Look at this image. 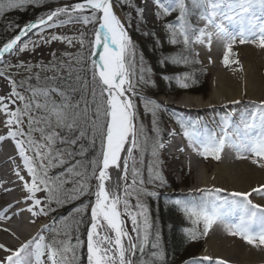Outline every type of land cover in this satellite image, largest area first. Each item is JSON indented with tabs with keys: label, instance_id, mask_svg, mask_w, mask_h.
<instances>
[{
	"label": "snow or ice",
	"instance_id": "snow-or-ice-1",
	"mask_svg": "<svg viewBox=\"0 0 264 264\" xmlns=\"http://www.w3.org/2000/svg\"><path fill=\"white\" fill-rule=\"evenodd\" d=\"M26 2L29 0H0V13L21 7ZM156 3L165 15L178 11L177 23L167 25L169 42L172 44L189 46L199 43L207 44L210 48L214 35L213 31L208 30L211 26L215 35L223 36L228 41L223 59L225 66L231 63L239 65L238 59L229 58L235 55L233 45L237 40L241 44L256 42L258 36V46L264 48V0H237L224 8L222 5L225 0H190V4L186 0H169L167 6L161 0H156ZM191 9L202 10L200 19L206 21L203 27L192 26L189 21ZM61 15L68 17L67 21H60L61 25L74 21L93 25L91 38L86 39L83 32L78 37L53 34L48 39L41 36L40 42L61 41L69 45L78 42L82 50L87 47V56L82 51L75 57L69 56L70 63L60 62L46 69L54 73L66 69V75L55 74L41 81L37 74L34 77L37 81L35 86L28 82L33 79L31 76L19 82L9 76L12 90L7 96H0V115L5 117L7 137L15 141L23 167L30 177L26 180L19 169L15 173L29 194L24 203L31 201L27 209L22 208L20 211L26 210L32 217L47 216L55 211L54 204L59 207L87 194L91 187L90 179L97 181L92 193L94 203L84 239L79 235L83 221L61 218L59 223L62 229L58 230L57 222L54 221L17 249L0 243V250L5 253L0 256V264H79L81 249L86 250L87 264H163L164 253L160 247L159 234L152 237L148 208L141 200L142 195L157 194L143 187L144 181L139 178L133 154L137 149L143 153L148 139L143 124H137L134 98L137 97V85L149 81L145 79L142 67L138 78L134 79L135 46L124 23L114 12L112 0H80L56 8L46 18L41 17L36 22L26 24L14 38L0 46V62H4L6 55L29 50L30 44L31 50H34L38 42L22 41V38L33 29L43 32L56 27ZM227 25L236 26L238 31L228 32ZM7 67L23 68L30 72L34 66L21 62ZM240 70H243L242 66ZM4 75L5 72H0V76ZM182 86L186 88L188 84ZM18 87L25 88L27 95L18 91ZM139 99L144 100L145 111L152 112L155 126V110L160 105L144 97ZM233 103L239 104L240 101ZM182 127L184 135L193 142L194 150L205 158L220 160L226 145H230L235 149L238 159L250 160L264 169V101L256 105L252 112L242 111L238 121L231 115L223 118L219 134L209 132L202 136L191 130L197 127L194 122ZM5 138L0 135V141ZM97 140L100 142V152L90 161V174L76 171L81 164L73 160L76 155H83L84 142L94 146ZM163 147L157 130L152 155L158 156V150ZM122 155L125 158L122 159ZM130 160L132 180L128 184ZM64 165H67L66 173L82 177V182L49 176L51 168ZM110 169L119 170L123 185L108 187ZM152 179L150 177L149 182ZM154 179L163 182V176L158 172ZM138 180L140 186H137ZM66 183L75 184L71 193L64 188ZM224 191L215 187L198 188L195 190L201 194L198 202L193 196L192 199H177L175 204L193 223H203L201 235L206 236L213 225L222 223L227 225L230 235L239 236L256 247L264 246V206L253 204L249 199L253 193L264 196V185L254 187L249 192H231L222 199L220 194ZM37 193L44 195L38 197ZM133 196L135 206L131 203ZM85 208L86 205H82L75 211L81 213ZM236 213H239V218L232 222L230 218ZM125 217L131 221V232L126 227ZM7 219L11 217L0 212V220ZM253 223L260 226L259 232L252 230ZM45 231L53 235L45 236ZM189 235L196 239L194 233ZM149 246L154 249L151 261L143 258L144 249ZM202 261L226 264L223 260L213 261L211 256H204L202 260L194 261V264H202Z\"/></svg>",
	"mask_w": 264,
	"mask_h": 264
},
{
	"label": "rangeland",
	"instance_id": "rangeland-1",
	"mask_svg": "<svg viewBox=\"0 0 264 264\" xmlns=\"http://www.w3.org/2000/svg\"><path fill=\"white\" fill-rule=\"evenodd\" d=\"M115 1L116 0H114V2ZM168 1L161 0V3H165V6H167ZM117 2H120V3H118L120 5L122 4V2L120 0H117ZM127 2L128 3L131 2L132 7H131V11L128 13L129 20L126 24H124V26L128 32V35L131 37L134 46H135L136 67L139 65V68L142 67L144 69V72L148 70L149 67L143 66L144 59H145L144 53H146L149 60H152V59L154 60V58L147 53V50H145V51H143V50L146 49L145 48L146 46H148L146 43V42H148L147 38H146V34L150 30H156V32L158 34L157 38L161 39L162 40L161 43L163 44L162 47L159 48V50H164L163 48H167L168 51H170L176 47L173 45H178L181 53H179L177 55V60H174V62L177 63L178 65L184 64V61L186 60L185 58L187 57V55H186L187 52L188 53L191 52L192 53L191 56H192L194 62L198 66H200L201 70H203L207 74V77L205 78L206 79L205 82H203V84L201 85L202 92L200 94L182 93V94H180V96H178V95L176 96L175 94H173V95H165V96L162 95V96H160L159 99H155V100L152 98L154 101H156V103L158 105H160V107H158L155 110V112H156L155 126L153 125V119L154 118H153L152 112L151 111H145L144 100L134 98L135 103L137 105V109H136L137 110V124L138 125L143 124L145 133L148 137L147 143L144 146L143 153H141L139 149L135 150L133 153L134 156L136 157V165L135 166H136L137 171L140 174L139 178L142 179L143 176L146 175V176L152 177L153 178L152 180L158 182L161 186L170 185L169 188H163V189L162 188H159V189H157V188H151V189L146 188L150 192L151 191L156 192L157 195L156 196H143V195L141 196V200L147 205L149 218L151 221L152 212H153L152 211V206H153L152 200L156 199L157 197H161V193L164 192V194H166L167 196L174 195V196H183L184 198L188 197V199H192L194 196L196 198L197 202L201 196L200 193L192 190V188L197 185V181L195 179V177H197L196 176V168L194 167V169H192L193 160L191 158H174L173 156H170L166 152V140H168L170 137V134L173 133V131L169 127L171 121L180 122L181 126L183 125L186 127L190 126V123H191L189 121L190 118L188 117L190 113H188L187 111L185 112V110H183V109L175 107L174 103L181 102L182 100L185 99L186 96H198L199 98L203 99L204 101H207L210 98V95L212 93L213 81L215 79V76H214L215 73L206 67V65L210 64V62H209L208 58L205 57V53L208 55L209 50L211 48V47L209 48L207 46V44L193 43V45L191 44L189 46H185L182 43L172 44L169 42V32H168L169 30L167 28V25L170 23L171 24L177 23L178 11H173L170 15H165V14H163V10L158 7L156 0H127ZM235 2H237V1H233V3H235ZM34 3H36V2H34ZM124 3H125V0H124ZM186 3L190 4V0H186ZM116 10H117L118 15L120 16L121 21L123 22L121 15H120V12H119V9L116 8ZM201 11H202L201 9H191L190 23L192 24V26L194 28L203 27L206 24V21L200 19ZM43 12H44V10H41V11L39 10L37 14H42ZM1 14L2 13H0V15ZM131 14H133L132 16L139 17V19H140L138 21L139 24H134L132 22L133 19H132ZM67 20H68L67 16L61 15L59 17V19L56 21V23H57L56 27L47 28L43 32H38V30H36L34 33L29 35V38L26 40V41L31 40V41L38 42V46H36L34 50H31L32 45L30 44L29 50L12 54V55L8 56L7 58H5L4 62H0V72H5L4 76H0V88H4V87L7 88L6 89V95H9L11 93V90H12V85L8 79L9 76L12 79L17 80L18 82L21 80H28V77L31 76V77H33V79H31L28 82L33 85V83H34L33 80H35L34 77L37 74L40 76L41 81H43V79L45 77L53 76L55 74L66 75L67 74L66 69L61 73H54L53 71L46 70V69H49L55 65H58L60 62H63L65 64L70 63L71 61L69 60V56L75 57L77 54L81 53L82 51H83V54L85 56H87V47H85L82 50L81 46L78 42H74L71 45H69L66 42H61V41H51L50 43L40 42L41 36L45 37V39H48L53 34L62 35V36H69V37H78L79 34L81 32H83L86 34V39L91 38L92 31H93V25H91V24L84 25L83 23L76 22V21L64 23L62 25L60 24V21H67ZM208 30L213 31L215 34V30L212 29L211 26H209ZM227 31L230 33L236 32L235 28L232 29V25H227ZM144 40L146 42H144ZM214 40L215 39L212 38L211 45H212ZM227 43L228 42H225V44H224V51L222 52V55L220 57V61H218L217 64H219L218 66L221 67L222 72L225 75L232 77V76H234L233 68H235L237 66V64L231 63L228 66H225V64L223 62L224 56L226 54ZM244 45H255V46H257V49L264 52V48H261L258 46V38H257L256 42H246L243 44L239 43V41L237 40V42L233 45V53L235 55L230 56L229 57L230 60L238 59L239 64H240L241 53H242L241 51H242V47ZM142 48H143V50H142ZM139 50H142V52H139ZM53 54H55V55H53ZM65 54H68V55H65ZM141 58H142V64H141ZM263 61H264V58H263ZM21 62H23L25 65H32L34 67H32V70L30 72L25 71L23 68H18V67L8 68L7 67V65H9V64L10 65H19ZM182 69L185 70L184 68H182ZM173 71L174 72L162 73L160 70L159 73H156V76L150 77V80H152L154 82V80L157 79V81H158L159 78L165 79L166 76L171 74L169 76V78L176 79L174 81H177L176 82L177 84L184 82V80H183V73L184 72L180 73V75H179L178 74L179 71L175 72L176 71L175 69H173ZM262 71H263L262 77H263V81H264V67H263ZM176 73H177V77L175 76ZM135 76H136L135 78H138L137 75H135ZM184 77L186 78V75H184ZM35 82L37 84L36 80H35ZM149 83H151V82L149 81ZM149 83H147V84H149ZM263 84H264V82H263ZM23 89L18 87L17 90L21 91L25 94L26 93L24 91L25 89L24 90ZM263 93H264V85H263ZM246 99L247 98L245 97L243 100L248 102V100H246ZM255 102L256 103L250 102V104L258 105L260 103V101H255ZM216 105L217 104L207 105L205 108H202V109L199 108V109H201L200 111H198V109L196 108V110L198 112L195 111L193 114L194 118L196 117V121H197V115L198 114L202 115L203 111H207V112L209 111L212 114V110L218 109L215 111L216 112L215 113L216 120H213L210 113L208 114V117L210 119L209 122L211 123L212 127L208 126L209 128H204L203 135H207L209 132H215L216 134H219V132H220V128L222 126V120L223 119L221 118V115L219 113H223V112L219 111L220 109H219V107H217L218 105L217 106ZM150 108H151V106H150ZM232 114H233V116H235L236 112H232ZM222 116H223V118H225L228 115H226V113H225V114H222ZM233 119H236V117H233ZM6 130L8 131V129H6ZM157 130L159 132V140L160 141H162V138H164L165 136H166V138H165V140H163L164 147L162 149H159L158 150V156L154 157L152 155V146L157 139ZM191 130L200 134V132L197 128L191 129ZM181 132L184 134V127H181ZM184 137L187 141L189 140V138L186 137L185 135H184ZM11 140L15 143V141L13 139H11ZM231 151L235 152L234 154H236V151L233 150L232 148H231ZM223 152L221 153V159L220 160H216L212 157L205 158L200 153H199V156L194 157V158H196L197 163H201V166H203V169L207 171L208 175H210L213 172L215 165L217 166V165L223 163L224 161H236L237 160V158L236 159H234V158L230 159L231 156L224 159V157L229 152H227V153H223ZM232 154L233 153H230L229 155H232ZM131 168H132V161L130 160L129 161V172H130V174H131ZM76 171H80V170L76 169ZM157 172L163 176V182L154 179L155 173H157ZM68 175H69L68 177L66 175L61 176V180L68 179L70 181H78L79 182V177L73 176L72 174H68ZM49 176L51 177V169L49 170ZM28 178L30 179V177L27 174V179ZM130 179L132 180V175H130ZM173 184L176 186V188H172ZM70 185H72L73 187L75 186L74 183H66L64 185V188L66 190H68L69 193H71V189L73 188V187H70ZM137 186H140L139 180H138ZM255 187H257V186H255ZM231 192H238V191H224L221 193V195H229V193H231ZM190 193L192 195H189ZM43 195L44 194H42V193H37L38 197H43ZM75 199H71V200H75ZM249 199L252 201L253 204H256V202L258 203V200H260V198L254 197L252 195L249 197ZM263 199H264V197H263ZM86 202L88 203V200H83L79 206H77L75 204L76 208H79L82 205H86ZM131 203L133 204V206H135V203H136L135 196H133L131 198ZM55 209H57V208H55ZM59 209H57L58 212H55L56 213L55 217H58L57 219H52V216L50 214H48L47 216H43V215L38 216L37 221L43 222L44 226L45 225L51 226L53 224V222L56 221L57 222L56 227L58 230H60V229H62V225H60V223H59L61 218H69V219L74 218L76 220H81L84 223L85 219L89 217V211L87 212L86 210H84V212H81V213H77L76 211H74L72 213H68L65 211H61ZM52 212H54V211H52ZM125 220L127 221L128 227L131 231L130 219L128 217H125ZM83 223L80 225V230H79V235H80L81 239H83V230H84ZM151 224H152V222H151ZM214 226L215 225H213L211 230L214 228ZM203 227L204 226H203L202 222L198 223L197 230L199 232V235L201 234ZM252 228H253V225H252ZM40 231H38L34 236H32V238L35 237ZM210 231L208 232V234L206 236L203 235L205 237V241L202 244L203 248L201 250V253L198 255V258L196 259V261L202 260V258L204 256H208L205 252V248L207 246L209 234L211 233ZM43 234L45 236H48L50 234V232L45 231ZM60 238L62 239L63 237H60ZM240 240L243 241L245 243V245L248 246V248L250 246H252V245L248 244L245 240H243L241 238H240ZM7 241H10V240H7ZM3 242H4V240H3ZM189 261L190 260H186L185 264H194V261H191V262H189ZM223 261H225L226 264H233L229 260H223ZM79 264H87L86 256L84 257L82 255V253H80ZM202 264H209V262L208 261H202Z\"/></svg>",
	"mask_w": 264,
	"mask_h": 264
},
{
	"label": "bare ground",
	"instance_id": "bare-ground-1",
	"mask_svg": "<svg viewBox=\"0 0 264 264\" xmlns=\"http://www.w3.org/2000/svg\"><path fill=\"white\" fill-rule=\"evenodd\" d=\"M233 1L237 0H225V4L222 5V8L226 7L228 3H233ZM113 10L120 18L114 6ZM257 15H259L258 12ZM237 30L238 28L235 26V31ZM218 37L221 38V36ZM218 37L215 34L213 35V39L215 40L211 45L209 54L207 55L205 53V57H207L210 62V64L206 65V67L215 73V79L213 81V89L210 98L207 101H204L198 96H186L185 99L181 101V105L186 108H191L193 111H197L196 108L202 109L207 105L217 104L227 115H229V111H231V113L236 112L235 116H233V114H231V116L236 117L235 120L238 121L239 115L242 111L252 112L255 110L256 104H250V102L256 103L255 101L261 102L264 100V81L262 77V70L264 67V52L257 49V46L255 45H244L241 51L242 53L239 66L237 65L235 68L232 67L234 76H227L222 72L221 67L218 66L219 64H217L218 61H220L222 51L224 50L223 45H219V42L216 41ZM8 56L10 55H6L5 58ZM241 66L243 69L242 71L240 70ZM6 89V87L0 88V96H7ZM245 97L247 98L246 100H248V102L243 100ZM233 101H240V103L235 104ZM189 113V121L191 123L195 122L196 124V117L194 118L192 112ZM206 114L207 111H203L202 115H197V117H203L206 116ZM4 120L5 117L0 115V135L6 137L3 141H0V157L5 155L4 158L1 157L3 160H0V175L2 170L9 168L6 174L8 181L5 182L4 185L9 186L10 188L6 189L4 186H0V209L2 208L0 212H4L5 215L10 216L11 219L4 220L10 224L7 225V227H4L0 224V243L6 244L9 248L17 249L22 244L30 241L32 236H34L44 227V223L37 221L38 216L29 219V212L26 210L20 211L22 208L27 209L28 206L26 204H30L31 201L24 203L25 198L29 194L23 187V182L19 180L15 173L19 169L20 174L24 175L26 180L27 173L23 167L22 158L18 154L16 145L11 144L9 142V138L7 137V132H3L6 128L4 125ZM209 120L208 122L205 121V125L196 124V128L199 130L200 135H203L204 128H209L208 126L212 127ZM230 153L233 154L229 155ZM234 153L235 152H229L227 155L225 154L226 156L224 159L229 156H231L230 159H236L237 153ZM197 156L198 154H196L195 157ZM123 158L124 157L122 155V159ZM191 159L193 160L192 169H194V167L196 168L197 176L195 177L197 185L192 188L194 191L198 188L215 187L224 189L225 191L249 192L255 186L259 187L260 185H264V169L252 164L250 160L237 158L238 161H224L217 166L215 165L213 172L208 175L207 171L203 169V166H201V163L196 162V158L191 157ZM110 174L111 179L107 182L108 187L111 188L115 184L123 185V181L120 179L119 170L110 169ZM127 183L131 184V180L129 178ZM11 196H14V198L20 197V203H17L18 201L12 202ZM220 196L223 199L228 195L220 194ZM252 196L260 198L256 204L264 206V196L258 193H253ZM9 206L15 207L19 210V212L16 215L11 214L10 209L12 207L10 208ZM238 218L239 213H236L230 219L232 222H236ZM12 220H16L15 222H21L22 231H19L12 226L14 224L10 223ZM126 227L130 231L127 223ZM222 227L213 229L211 231L207 246L205 248L206 254L213 257V261L229 260L233 264H264V246L256 247L252 245L248 248V246H246L245 243L240 240L239 236L230 235L228 228L226 227L224 229ZM4 229H8L9 231H4ZM252 230L254 232H259L260 226L256 223H253ZM12 233H15V235L13 236ZM3 255H5V253L0 250V256Z\"/></svg>",
	"mask_w": 264,
	"mask_h": 264
},
{
	"label": "trees",
	"instance_id": "trees-1",
	"mask_svg": "<svg viewBox=\"0 0 264 264\" xmlns=\"http://www.w3.org/2000/svg\"><path fill=\"white\" fill-rule=\"evenodd\" d=\"M36 2V3H34ZM38 2V3H37ZM74 2H80V0H29V2L24 3L21 7L13 8L11 10L6 9L1 15H0V46L3 45V43L7 42L8 40L14 38L16 34L25 26L26 24L39 20L41 17H43L46 12L52 8L54 5L57 4H64V3H74ZM122 4H118L120 2H116L119 9L123 13V16L125 20L129 19L128 13L131 11V6L127 3H124V0H121ZM44 10L43 14H37L38 11ZM133 14H131L132 16ZM132 22L134 24H139L138 21L140 20L139 17L132 16ZM168 34V33H167ZM158 34L156 30H150L146 34L147 41L144 40V42L147 43L148 46H146L143 50H147V53L151 55L154 60H149L146 53H144L145 59L143 66L149 67L147 71L144 72V77L146 80H149L151 83L149 84H138L136 89L144 92L145 94L153 97H157L159 95H173L180 96L182 93H191V94H200L202 92L201 85L203 82H205V78L207 77V74L201 70L200 66H198L193 58L192 53L187 52L186 60L184 61V64H177L174 62V60H177V55L180 52L178 45L173 50L168 51L167 48H163L164 50H159V48L162 47V40L157 38ZM167 40V39H166ZM168 45V44H167ZM169 46V45H168ZM142 50H139V52H142ZM155 63V64H154ZM154 64V65H153ZM181 67V68H180ZM184 68L185 70H183ZM139 65L135 69V75L139 76L140 72ZM173 69H175L180 75V73H183V80L184 82L177 84V81H174L176 79L169 78L171 74L166 76V78H159L150 80V77L156 76V73H159L160 70L162 73L165 72H174ZM167 75V74H166ZM186 75V78L184 77ZM177 77V73L175 75ZM136 76H134L135 79ZM182 77V76H181ZM169 80V81H168ZM33 85H36L35 80H33ZM183 84H188V87H183ZM180 86V87H179ZM23 89V88H22ZM25 89V88H24ZM23 89V90H24ZM26 92V90H24ZM27 95V92L25 93ZM174 95V96H175ZM178 98V97H177ZM79 145L77 146L78 149ZM84 153L83 155H76L74 157L73 162L80 161L81 167L77 168L80 171H86L90 174L91 172V166L90 161L94 159L100 152V142L97 140L96 144L94 146H90L87 141L84 142ZM66 167L64 166H57L51 168L53 179H55L57 176H61V173H65V175L68 177V173H66ZM66 177V178H67ZM82 177H79V182H82ZM145 187H154V188H169L170 185L167 186H161L158 182L152 180V182H149L150 176H143ZM89 183L91 185L89 191L85 195H81L75 200H69L68 202L64 203L62 206H55V208L65 211L68 213H72L73 210L77 209L76 205L79 206L83 200L92 199L94 192L93 190V184L94 179H90ZM70 187H73L70 185ZM172 188H176V186L173 184ZM76 204V205H75ZM152 228L151 233L152 237L154 238L156 234H159L160 237V247L163 250L164 253V261L163 264H184L186 260L195 259L198 257V255L201 253L202 250V244L205 241V237L203 235H199V232L197 230L198 223H193L189 218L184 217L180 218L179 212H181V209L175 204V201L173 199H169L168 197L161 196L157 197L156 199L152 200ZM55 209L54 212H50L52 216H55V212H58V210ZM53 213V214H52ZM58 218V217H55ZM88 220H85L83 223V239H84V232L88 225ZM189 233H194L196 235V239H192L189 235ZM52 235V234H51ZM50 235V236H51ZM49 236V237H50ZM151 239V238H150ZM74 242V241H73ZM197 245V246H196ZM154 251V249H151V247H146L144 249V259L151 261V252ZM80 253L85 257L86 250L81 249Z\"/></svg>",
	"mask_w": 264,
	"mask_h": 264
},
{
	"label": "water",
	"instance_id": "water-1",
	"mask_svg": "<svg viewBox=\"0 0 264 264\" xmlns=\"http://www.w3.org/2000/svg\"><path fill=\"white\" fill-rule=\"evenodd\" d=\"M125 158V157H124Z\"/></svg>",
	"mask_w": 264,
	"mask_h": 264
}]
</instances>
